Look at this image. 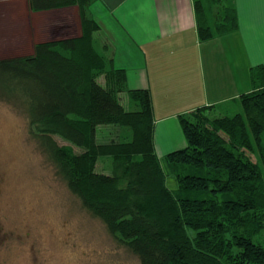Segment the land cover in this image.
Here are the masks:
<instances>
[{
	"label": "trees",
	"instance_id": "trees-1",
	"mask_svg": "<svg viewBox=\"0 0 264 264\" xmlns=\"http://www.w3.org/2000/svg\"><path fill=\"white\" fill-rule=\"evenodd\" d=\"M94 1L29 0L33 11L78 6L82 34L0 59V100L24 110L57 175L139 264H264L254 241L264 230V84L234 114L201 106L180 115L187 145L160 157L151 92L129 88L108 44L98 46ZM195 10L201 41L238 28L234 0H195ZM263 74L259 66L252 77ZM100 125L118 126L119 139L98 143ZM102 156L110 174L96 171Z\"/></svg>",
	"mask_w": 264,
	"mask_h": 264
},
{
	"label": "crops",
	"instance_id": "crops-1",
	"mask_svg": "<svg viewBox=\"0 0 264 264\" xmlns=\"http://www.w3.org/2000/svg\"><path fill=\"white\" fill-rule=\"evenodd\" d=\"M234 4L237 30L207 41L199 38L195 0H95L89 7L101 26L99 44L126 70L128 87L151 92L160 157L187 145L180 115L201 106L226 110L264 84V74L252 77L264 68V0ZM81 34L76 5L33 11L29 0H0V53L29 55L40 42Z\"/></svg>",
	"mask_w": 264,
	"mask_h": 264
},
{
	"label": "rangeland",
	"instance_id": "rangeland-1",
	"mask_svg": "<svg viewBox=\"0 0 264 264\" xmlns=\"http://www.w3.org/2000/svg\"><path fill=\"white\" fill-rule=\"evenodd\" d=\"M95 38L99 44L96 33ZM18 54L27 52L0 53L7 57ZM100 82H104L102 77ZM123 102L128 108L126 95ZM230 107L234 109L230 114L239 108L236 104ZM119 133L118 126L100 125L96 141L119 139ZM96 171L110 174L111 158L100 157ZM168 184L171 188L177 186L171 177ZM254 241L264 244V230ZM0 264H139L137 257L108 233L101 220L83 208L57 175L38 142L30 136L24 110L3 100H0Z\"/></svg>",
	"mask_w": 264,
	"mask_h": 264
}]
</instances>
